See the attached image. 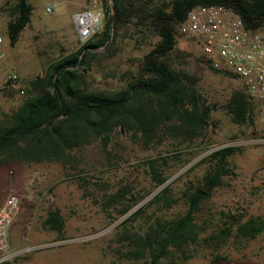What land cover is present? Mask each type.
Wrapping results in <instances>:
<instances>
[{"label": "rangeland", "instance_id": "374dc122", "mask_svg": "<svg viewBox=\"0 0 264 264\" xmlns=\"http://www.w3.org/2000/svg\"><path fill=\"white\" fill-rule=\"evenodd\" d=\"M15 1L0 0V29L10 21L9 9ZM29 1L31 27L19 49L26 54L30 70L25 78L32 79L35 73H44L49 63L80 46L77 40L73 42L71 14L80 10L85 0ZM48 7L53 11L48 12ZM62 33L66 36L59 41ZM176 38V51L168 61L181 74L182 86L202 109L209 110L208 128L196 139L181 132L176 136L172 130L180 125L172 120L156 127L147 140L141 133L118 127L108 146L95 143L76 150L71 153L73 160L66 164L0 165V208L13 193L22 200L21 213L10 229L12 255L0 264L151 262L149 251L139 256L138 246L130 237L146 235L157 223L170 227L184 216L189 208L184 192L206 187L205 177L215 166L207 158L227 147L235 148L228 174L221 186L209 190L210 197L194 215L197 239L190 241L184 255L173 261L163 260L162 264H264V230L253 240L242 239L236 235V225L226 245L217 248L206 241L224 227V214H241V222L264 219V100H251L252 121L237 124L230 104L234 94L243 92L241 85L198 61L195 46L180 34V26ZM159 40L152 29L133 25L117 29L108 49L98 51L99 87L106 92L126 87L141 73L145 55ZM9 43L5 38V44ZM8 50L13 48L9 45ZM20 79L18 89L0 82V120L25 98L20 91L26 83ZM93 86L97 87V82ZM137 106L134 113L138 118L144 110L139 102ZM162 177L167 182L160 186L157 179ZM166 188L169 192L159 202L151 203ZM140 208L142 213L134 216ZM52 214L62 220V233L47 225ZM131 216L136 218L126 221Z\"/></svg>", "mask_w": 264, "mask_h": 264}, {"label": "trees", "instance_id": "16d2710c", "mask_svg": "<svg viewBox=\"0 0 264 264\" xmlns=\"http://www.w3.org/2000/svg\"><path fill=\"white\" fill-rule=\"evenodd\" d=\"M112 2L107 9L103 30L88 44L53 61L43 74L29 81L24 89L22 104L0 120V165L43 162L66 164L73 160L71 153L76 150L95 143L108 146L118 127L141 133L150 140L156 127L175 120L180 125L172 130L176 136L181 132L180 135L196 139L208 128L210 112L202 109L195 97L182 86L181 74L168 61V57L176 51L177 28L184 22L188 12L199 5L225 6L240 15L248 28H264V0ZM9 11L11 19L5 34L11 45H15L31 21L32 7L29 0H17ZM126 25L152 29L160 40L145 55L138 76L131 78L126 87L106 92L99 87L98 51L108 49L114 41L116 30ZM179 53L193 57L186 52ZM206 66L219 72L212 66ZM96 82L97 87L93 86ZM137 102L144 110L138 118L134 113L135 108H139ZM230 108L237 124L244 125L252 121L253 104L244 90L234 94ZM234 151L233 147L223 148L207 158L215 164L205 177L209 190L222 185V179L228 174L229 158ZM157 180L160 186L167 182L165 177ZM168 192L166 188L151 203L159 202ZM210 195L205 188L188 189L184 192V198L189 208L184 216L170 227L157 223L146 235L134 234L130 237L138 246L139 256L149 251L151 262L146 264H162L167 259L173 261L181 253L184 255L187 252L190 241L194 242L198 237L194 215ZM142 211L140 208L134 216L137 217ZM136 217L131 216L126 221ZM241 218L242 215L238 213L224 214V227L206 241L217 248L226 245L236 225V235L242 239L253 240L264 230V219L261 217L246 222H241ZM47 225L51 230L62 233L63 222L56 214H52Z\"/></svg>", "mask_w": 264, "mask_h": 264}, {"label": "built area", "instance_id": "2783aa9c", "mask_svg": "<svg viewBox=\"0 0 264 264\" xmlns=\"http://www.w3.org/2000/svg\"><path fill=\"white\" fill-rule=\"evenodd\" d=\"M112 4V0H90L88 6L72 14L80 47L103 30L107 9ZM47 11L52 12V7ZM180 34L193 43L196 57L203 64L231 75L251 100H264V28H248L240 15L225 6L199 5L188 12L180 25ZM3 57L0 53V60ZM2 81L10 89L21 86L20 76L14 71H6ZM20 94L24 95V90ZM21 210L22 200L17 193L9 195L0 208V261L12 255L10 229Z\"/></svg>", "mask_w": 264, "mask_h": 264}, {"label": "crops", "instance_id": "0c3cea01", "mask_svg": "<svg viewBox=\"0 0 264 264\" xmlns=\"http://www.w3.org/2000/svg\"><path fill=\"white\" fill-rule=\"evenodd\" d=\"M16 2H17V0L15 1V4H16ZM89 2H90V0H85V4L83 5V6H81V9L82 8H84V7H86V6H88L89 5ZM78 11V10H77ZM76 12V11H75ZM74 13V12H73ZM72 13V14H73ZM72 14H71V16H72ZM31 26H27L25 29H24V31L21 33V35H20V37H19V39H18V41H17V43L15 44V45H11V42L9 43V45H10V47H12L13 48V51H9L8 50V47H9V45H7V44H5V38H9L5 33H6V31H7V28H8V24H7V26H5L3 29L1 28L0 29V37L2 38V42L0 43V53H2L3 55H4V57L0 60V82L2 81V79H3V75H4V73L6 72V71H14V72H17L19 75H20V77L22 78V80H23V82L24 83H26V85H27V83L29 82V81H31L32 79H34V78H32V79H27V78H25V76H26V74H28V72L30 71L29 70V68H27V66H26V60H27V56H26V54L24 53V52H22L19 48H20V43H21V41H22V39H23V37L25 36V34H26V32H27V30L30 28ZM73 33H74V40H73V42L74 41H78V39H77V36H76V33H75V31L73 30ZM66 36V34H64V33H62V34H60V36H58V38H59V41L61 40H63L64 39V37ZM76 43V42H75ZM80 47V46H79ZM78 47V48H79ZM77 48V49H78ZM76 49V50H77ZM52 63V62H51ZM51 63H49L48 64V66L51 64ZM39 65H36V66H32V67H34V68H36V67H38ZM47 66V67H48ZM33 69V68H32ZM33 71V70H32ZM31 71V72H32ZM35 74H37V76L39 75V72H37V73H35ZM41 74H43V73H41ZM40 74V75H41ZM36 76V77H37ZM35 77V78H36ZM26 87V86H25ZM22 90H24V89H22ZM7 99H10V98H7ZM22 103H20V104H18V106H17V108L21 105ZM16 108V109H17ZM15 109V110H16ZM7 113H9V112H7ZM10 235H11V231H10Z\"/></svg>", "mask_w": 264, "mask_h": 264}, {"label": "water", "instance_id": "95a60500", "mask_svg": "<svg viewBox=\"0 0 264 264\" xmlns=\"http://www.w3.org/2000/svg\"><path fill=\"white\" fill-rule=\"evenodd\" d=\"M205 190L208 192L209 191V185H207L206 187H205Z\"/></svg>", "mask_w": 264, "mask_h": 264}]
</instances>
